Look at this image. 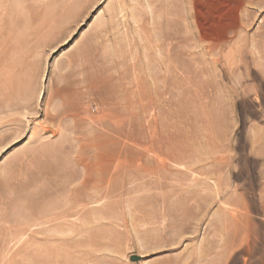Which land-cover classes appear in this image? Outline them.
Listing matches in <instances>:
<instances>
[{
    "label": "rangeland",
    "instance_id": "1",
    "mask_svg": "<svg viewBox=\"0 0 264 264\" xmlns=\"http://www.w3.org/2000/svg\"><path fill=\"white\" fill-rule=\"evenodd\" d=\"M223 1L0 0V264H264V0Z\"/></svg>",
    "mask_w": 264,
    "mask_h": 264
},
{
    "label": "bare ground",
    "instance_id": "2",
    "mask_svg": "<svg viewBox=\"0 0 264 264\" xmlns=\"http://www.w3.org/2000/svg\"><path fill=\"white\" fill-rule=\"evenodd\" d=\"M193 1V0H192ZM237 2H236V6H235V9H234V11L236 12V14H235V12H234V14L235 15H237V13L238 12H240V11H242L243 10V7L245 6V4L246 3H249L251 0H236ZM224 2V1H223ZM226 2V1H225ZM224 2V3H225ZM233 1H230V0H228V2L227 3H225L226 4V7L228 6V8H229V6H231ZM215 3V2H214ZM217 3V2H216ZM224 4V5H225ZM231 4V5H230ZM217 7H219L218 6V4H214V10L212 11V13H211V17H210V19L213 21V22H216V20L221 16V12H218L217 11ZM222 7V6H221ZM225 7V6H224ZM225 7V8H226ZM224 8V9H225ZM232 8V7H231ZM226 10V9H225ZM216 11V12H215ZM232 11V10H231ZM223 12V11H222ZM226 12V11H225ZM229 12V11H228ZM226 14V13H225ZM239 14V13H238ZM238 16V15H237ZM220 18H222V17H220ZM235 20V19H234ZM217 22H219V21H217ZM229 23V22H228ZM196 24H199V22L198 23H196ZM201 24V23H200ZM233 24V23H232ZM199 26V25H198ZM227 26H229V25H227ZM232 27H235L234 25H231ZM228 28V27H227ZM231 28V27H230ZM229 29V28H228ZM227 29V30H228ZM232 29V28H231ZM201 30H204V29H201ZM199 33V32H198ZM202 33H203V31H202ZM207 33V32H206ZM205 33V34H206ZM201 34V33H200ZM209 35V34H208ZM224 35H226V34H224ZM205 36V35H204ZM201 37H203V34H202V36ZM205 38V40H206V38H207V40H208V38L209 37H207V35L204 37ZM210 41V40H209ZM213 40L211 39V41L210 42H212ZM211 45V44H210ZM213 45H214V43H213ZM211 49H213V48H211ZM236 212V211H235ZM247 264V263H246Z\"/></svg>",
    "mask_w": 264,
    "mask_h": 264
}]
</instances>
